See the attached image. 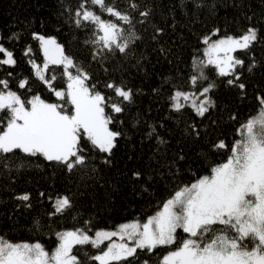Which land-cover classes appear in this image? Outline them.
I'll return each mask as SVG.
<instances>
[{
  "label": "trees",
  "instance_id": "obj_1",
  "mask_svg": "<svg viewBox=\"0 0 264 264\" xmlns=\"http://www.w3.org/2000/svg\"><path fill=\"white\" fill-rule=\"evenodd\" d=\"M130 2L137 5L135 10ZM199 2L200 7H195L192 0H106L130 14L131 25L118 23L134 31L139 39L129 45L127 54L105 50L107 58L96 61L91 55L96 45L85 43L94 39L92 25L77 28L70 19L79 0H0V43L13 51L17 61L15 66H0V79H7L9 88L24 101L39 95L47 103L64 105L69 114L73 111L70 103L58 99L36 75L30 63H36L53 89L67 88L62 65L50 64L44 69L34 33L55 38L64 54L90 75L86 84L95 85L97 91L114 102L122 98L104 87L105 83L127 86L133 92L131 102H123V112L115 113L105 106V115L112 118L108 128L121 133L110 157L95 149L85 136L79 146L84 149L86 162L72 172L43 157H27L19 150L7 154V159L0 154V237L13 243L39 242L50 252L58 243L57 233L76 229L93 233L130 221L143 222L156 214L175 190L209 175L211 166L228 159L232 145L241 137L240 126L262 109L257 97H264V0ZM91 7L103 20L117 22L98 6ZM144 10L151 15L141 24L143 18L138 13ZM249 26L258 30V41L247 51L233 53L244 61L235 71L240 74L237 84L243 83L245 88L229 85L227 81L233 77L220 76L213 65L203 68L207 80H199L193 86L190 77L198 75L196 64L205 61L204 38L239 36ZM156 28L163 32L152 39ZM29 48L31 51L25 55ZM253 63L255 66L249 71ZM69 71L76 74L75 69ZM52 76L56 79L52 80ZM20 80L27 81L24 89L18 87ZM209 83L215 84L207 94L214 107L205 117L197 116L192 107L180 112L170 108L169 97L175 90L198 93ZM8 118L9 111L0 110V132ZM192 125L199 130V137L191 131ZM152 128L155 134L149 136ZM220 140L227 147L214 149ZM105 159H110L111 164ZM134 172H140L141 177L134 178ZM23 193L30 195V208L15 199ZM61 195L71 198L72 207L49 216L53 201ZM185 238L187 234L177 230V241ZM104 245L75 244L71 253L77 257V264H99L90 258ZM177 246H158L150 253L138 250L134 258L109 264H162L163 256Z\"/></svg>",
  "mask_w": 264,
  "mask_h": 264
},
{
  "label": "snow or ice",
  "instance_id": "obj_2",
  "mask_svg": "<svg viewBox=\"0 0 264 264\" xmlns=\"http://www.w3.org/2000/svg\"><path fill=\"white\" fill-rule=\"evenodd\" d=\"M192 3L195 7L201 6L199 0H192ZM91 6H98L109 16L115 17L117 22L103 20ZM129 6L133 10L137 8L133 2ZM138 15L143 18L139 23L143 24L151 13L144 10L139 11ZM70 19L77 28L92 25L94 39L85 43L96 45L91 52L92 59L96 61L107 58L105 50L108 53L118 50L119 53L127 54L129 45L139 39L134 31L118 23L131 25L130 14L107 4L106 0H79ZM162 32V28H156L152 39H156V35ZM33 37L41 42L45 57L44 69L49 64L63 66V74L68 79L67 91L53 89L51 81L41 75L42 70L34 61H30L36 69V75L54 91L58 99L74 106V112H66L64 105L46 103L39 95L24 101L9 88L7 79H0V110L9 111L7 127L0 132V154H4L7 159V154L19 150L27 157H43L72 172L86 162L84 149L79 146L81 138L86 135L95 149L110 157L121 133L107 127L112 118L105 115V106L115 113L123 112V102L132 100V89L113 82L105 83L104 87L112 89L117 97L122 98L120 102H114L111 97L97 91L95 85L86 84L90 75L71 56L64 54L63 47L55 38H45L36 33ZM209 41L210 37H205L203 41L209 45L205 51L208 59L206 63L200 60L196 64L198 75L190 77L191 84L195 86L199 80H207L203 68L215 65L220 76L233 77L227 81L229 85H236L243 90L245 85L237 84L240 74L235 70L243 66L244 61L231 53L251 49L258 41V30L249 26L239 36H225L211 43ZM30 51V48L27 49L25 55ZM219 52H224L225 58L214 59L212 54ZM16 63L13 51L0 43V66H15ZM254 66V63L250 65L249 71ZM69 69H75L76 74L73 75ZM55 79L52 76V80ZM26 84V80H20L18 87L24 89ZM214 87L215 84L209 83L198 93L177 89L169 97L170 108L180 112L185 107H192L197 116L205 117L209 109L214 107L213 101L207 96ZM257 99L264 106V97ZM190 128L199 137L200 132L195 125ZM238 131L241 139L232 145L231 155L225 162L211 166L209 175L175 190L174 194H170L171 198L163 202L162 210L149 217L145 223L121 224L118 231L113 232L97 231L94 238L87 234V230L81 229L57 233L59 243L50 260L49 254L39 242L13 243L0 237V264H77V257L70 255L72 245L91 244L99 247L104 240L117 235L121 240L127 237L132 245L112 243L101 255L90 259L99 264H109L111 260L134 258L138 250L150 253L158 246L178 245L176 250L163 256L162 264H264V107L256 117L243 123ZM154 134L155 129L152 128L148 135ZM226 147L223 140L213 145L214 149ZM183 158L180 157L181 160ZM104 162L111 164L110 159ZM133 177L139 179L141 173L134 172ZM40 195L44 196L45 193ZM15 199L25 202L24 207H31L29 194H18ZM49 199L52 200V197ZM71 207L70 197L57 196L49 216L62 214ZM177 229H182L187 238L178 242ZM144 264H148V261H144Z\"/></svg>",
  "mask_w": 264,
  "mask_h": 264
},
{
  "label": "rangeland",
  "instance_id": "obj_3",
  "mask_svg": "<svg viewBox=\"0 0 264 264\" xmlns=\"http://www.w3.org/2000/svg\"><path fill=\"white\" fill-rule=\"evenodd\" d=\"M40 36H43V35H40ZM43 37H45V38H53V37H48V36H43ZM221 38H223V37H219V38H213V39H211L209 42L211 43V42H214V41H216V40H218V39H221ZM38 40V42H39V46H40V49H41V52H42V55H43V58H44V64H45V57H44V53H43V48H42V45H41V42H40V40L39 39H37ZM58 43V42H57ZM59 44V43H58ZM208 46L209 45H207V44H205L204 43V46H203V48H202V53H203V56H204V59H205V61H207V59H208V57L207 56H205V51H206V49L208 48ZM233 53L234 52H232L231 53V55L233 56ZM212 56H213V58L214 59H221V58H225V54H224V52H219V53H213L212 54ZM50 65V64H49ZM214 67H215V65H213ZM216 68V67H215ZM216 70H217V68H216ZM217 72H218V70H217ZM65 92L67 91V88L64 90ZM47 103V102H46ZM27 107V106H26ZM29 108H30V105L28 106ZM262 107H264V106H262ZM72 108H73V111L72 112H74V106H72ZM6 127H7V124H6V126H5V129H6ZM108 127V126H107ZM4 129V130H5ZM3 130V131H4ZM110 130V129H109ZM85 137H86V135H85ZM87 138V137H86ZM239 139H241V137L239 138ZM238 139V140H239ZM160 210H162V207H161V209ZM159 210V211H160ZM155 215V214H154ZM153 215V216H154ZM151 217V216H150ZM147 220H145V221H143V222H139L140 224H143V223H145ZM133 222H138V221H130V222H126V223H133ZM123 224H125V223H123ZM120 226V225H119ZM119 226H117L116 228H114V229H100V230H96V231H94L93 233H87L90 237H95V233L97 232V231H107V232H113V231H118V228H119ZM177 230H179V229H177ZM182 230V229H181ZM64 232H66V231H64ZM63 233V232H62ZM58 243H59V240H58ZM58 243L56 244V246L50 251V252H48V251H46L45 249V251L49 254V260H50V258H51V255H52V253L55 251V249H56V247L58 246ZM112 243H116V244H120V243H126V244H128L129 246H131L132 245V241H130V240H128V238L127 237H125V239L124 240H121L120 239V237H119V235H117V236H112L111 237V239H106V240H104L103 241V243H101V244H105L104 245V248L99 252V253H97L96 255H101L102 254V252L103 251H106L107 250V248H108V246L110 245V244H112ZM75 245V244H74ZM72 247H73V245H72ZM72 249V248H71ZM174 250H176V249H173V250H171V251H174ZM70 255H72V253H71V251H70ZM111 261H114V260H111ZM98 262V261H97ZM110 262V261H109ZM99 263V262H98Z\"/></svg>",
  "mask_w": 264,
  "mask_h": 264
}]
</instances>
